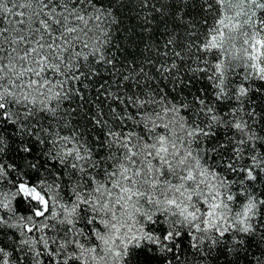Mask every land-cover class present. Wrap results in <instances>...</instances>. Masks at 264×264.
<instances>
[{
    "label": "snow or ice",
    "instance_id": "1",
    "mask_svg": "<svg viewBox=\"0 0 264 264\" xmlns=\"http://www.w3.org/2000/svg\"><path fill=\"white\" fill-rule=\"evenodd\" d=\"M0 264H264V0H0Z\"/></svg>",
    "mask_w": 264,
    "mask_h": 264
}]
</instances>
